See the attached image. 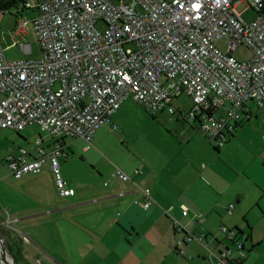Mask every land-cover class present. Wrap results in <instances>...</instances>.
<instances>
[{"label": "built area", "instance_id": "obj_1", "mask_svg": "<svg viewBox=\"0 0 264 264\" xmlns=\"http://www.w3.org/2000/svg\"><path fill=\"white\" fill-rule=\"evenodd\" d=\"M24 9L33 10L31 19ZM248 9L258 15L252 22L241 17ZM12 14L18 19L11 37L24 39L31 24L41 57L9 62L0 44V130L19 133L37 126L53 138L90 146L96 131L131 98L151 115H179L220 149L227 134L250 118V103L264 110V0H37L15 5ZM220 40L225 52L215 46ZM242 44L251 58L240 62L231 53ZM21 49L31 53L29 44ZM182 95L191 101L186 111L172 105ZM66 156L56 143L37 156L8 157V168L18 179L39 173L48 161L59 197H71L75 191L60 169ZM115 177L123 195L130 178L118 168ZM139 190L147 209L154 199L149 189ZM232 210L227 206L228 215ZM181 214L188 216V209L181 207ZM193 217L201 221L204 214ZM174 223L184 233L177 247L193 241L203 245V236ZM220 230L231 245L206 248L209 264L242 263L247 256L242 236L223 226Z\"/></svg>", "mask_w": 264, "mask_h": 264}, {"label": "crops", "instance_id": "obj_2", "mask_svg": "<svg viewBox=\"0 0 264 264\" xmlns=\"http://www.w3.org/2000/svg\"><path fill=\"white\" fill-rule=\"evenodd\" d=\"M178 116L175 120L182 124L183 119ZM184 122L186 131L182 135L188 141L193 134L190 131L198 130L196 125ZM59 143L67 154L66 160L68 153L82 157L83 167L78 175L82 170L87 176L78 178L74 185L67 182L75 195L58 197L59 208H48L53 203L51 198H46L47 204L14 208L13 228H9L7 240L19 248V264H209L206 248L223 250L231 245L220 230L222 226L228 230L237 228L244 236V230L231 219L235 210L232 201L241 203L242 190L218 176L210 165L201 162L200 169H196L188 156L178 161L175 154L168 153L161 164L148 161L141 166L122 165L132 181L123 183L125 193L120 195L122 187L115 171L98 150L91 148L92 144L66 137L60 138ZM48 164L43 163L38 174L44 167L52 175ZM138 169L141 174H135ZM96 172L108 177V183L98 187L94 182L88 183L86 178ZM100 186L105 189L96 191ZM257 186L262 193L264 186ZM140 188L149 189L154 199L147 209L142 207ZM229 204L233 205L231 215L226 212ZM181 207L188 209V216H182ZM196 212L204 214L201 221L193 217ZM175 221L194 236H203V245L193 241L177 247L184 233L176 231ZM248 237L251 247L247 250ZM256 244L253 234L246 236L247 256L240 264H259L256 250L249 255Z\"/></svg>", "mask_w": 264, "mask_h": 264}, {"label": "rangeland", "instance_id": "obj_3", "mask_svg": "<svg viewBox=\"0 0 264 264\" xmlns=\"http://www.w3.org/2000/svg\"><path fill=\"white\" fill-rule=\"evenodd\" d=\"M24 1L31 5L37 2V0ZM110 1L120 4V0ZM121 1L125 4L129 3V0ZM12 11L13 8L7 10L0 20V44L6 59L9 62L39 59L41 51L31 24L26 25L28 35L24 39L11 37L17 19ZM23 13L28 19L34 15L31 9H24ZM241 17L245 22H252L258 15L252 9H248ZM96 27L99 30L104 29L101 23ZM23 44L30 45V54L23 52L21 49ZM215 46L222 52L226 51L223 40L216 42ZM231 55L240 62L248 61L251 58V51L242 44ZM190 105L191 101L185 95L173 101L174 108L185 111ZM250 109V118L244 119L231 135L227 134L224 145L217 151L216 143L199 131H190L193 134L187 141L182 135L186 131L183 120H180L182 124H179L175 116H170L166 112L151 115L131 98H127L121 104L119 111L110 119V122L117 126L116 130L111 131L108 125L99 128L93 137L91 148L98 150L113 172L116 168L123 171L122 165L141 166L148 161L161 164L165 159L167 160L165 155L167 153L175 154L174 158L178 161H183L185 156H188L194 162L196 169H200L201 162L210 165L218 176L232 183L236 190H242L241 203L237 205L235 200L232 201L235 210L231 219L244 230L242 240L250 233L251 236L253 234L257 244L256 249L249 255L252 256L256 250L257 263L262 264L264 262V189L261 193L257 184L264 186V110L257 109L252 103ZM178 117L181 119L180 116ZM59 142L60 138H53L41 132L37 126H29L19 133L10 129L0 130V235L4 240L5 249L10 246L9 250L6 249L7 253L15 254L18 263L20 250L9 244L7 240L8 230L13 228L11 221L14 208H29L36 203L47 204L49 202L46 198L53 199V203L48 205V208L51 210L54 207L59 208L57 203L59 195L49 170L45 171L43 167L40 174L26 173L22 178L16 179L8 168V157H17L22 153L37 156L38 150L49 152ZM97 144H100V147ZM80 167H83V161L77 154L68 153L67 160H60L62 176L71 185H74L73 182H77L78 178L87 176L82 170L78 175ZM88 170H90L89 166ZM128 176L132 181L130 175ZM86 179L88 183L94 182L96 187L102 186L104 182L108 183L109 180L104 174L99 175L97 172ZM101 186L96 191L105 189ZM232 193L230 192L229 196H232ZM245 244L248 250L251 247L250 240L247 239ZM210 247L213 248L214 245ZM9 257L12 258L10 255Z\"/></svg>", "mask_w": 264, "mask_h": 264}, {"label": "trees", "instance_id": "obj_4", "mask_svg": "<svg viewBox=\"0 0 264 264\" xmlns=\"http://www.w3.org/2000/svg\"><path fill=\"white\" fill-rule=\"evenodd\" d=\"M16 1L17 0H0V11H3V12H6L7 10H10L11 8H13L14 6H15V4H16ZM22 1H24V0H22ZM22 3H25V1L24 2H22ZM33 11V10H32ZM240 125V124H239ZM239 125H237V126H239ZM215 150H217V151H219V149L216 147L215 148ZM250 229V228H249ZM235 232H236V236H238V237H240V236H242L243 234L241 233V231L240 230H238L237 228H235V229H233ZM248 239H249V237H248ZM231 242V241H230ZM4 245H5V243H4ZM6 247V246H5ZM6 249H10V246H8ZM9 253V255L12 257V259H13V261H14V263L15 264H19L18 262H17V260H16V255L15 254H11L10 252H8Z\"/></svg>", "mask_w": 264, "mask_h": 264}, {"label": "water", "instance_id": "obj_5", "mask_svg": "<svg viewBox=\"0 0 264 264\" xmlns=\"http://www.w3.org/2000/svg\"><path fill=\"white\" fill-rule=\"evenodd\" d=\"M214 250H216V249H214ZM0 255H1L0 256V264H8L6 260H7V257L9 256V254L7 253V251L5 249L4 240L1 237V235H0ZM10 259L13 262V264H15L13 259L12 258H10Z\"/></svg>", "mask_w": 264, "mask_h": 264}, {"label": "bare ground", "instance_id": "obj_6", "mask_svg": "<svg viewBox=\"0 0 264 264\" xmlns=\"http://www.w3.org/2000/svg\"><path fill=\"white\" fill-rule=\"evenodd\" d=\"M0 256H1V255H0ZM6 261H7L8 264H13V262L11 261V259H10L9 256L7 257V260H6Z\"/></svg>", "mask_w": 264, "mask_h": 264}, {"label": "flooded vegetation", "instance_id": "obj_7", "mask_svg": "<svg viewBox=\"0 0 264 264\" xmlns=\"http://www.w3.org/2000/svg\"><path fill=\"white\" fill-rule=\"evenodd\" d=\"M22 2H23L22 0H17L15 5L19 6V5H21Z\"/></svg>", "mask_w": 264, "mask_h": 264}]
</instances>
